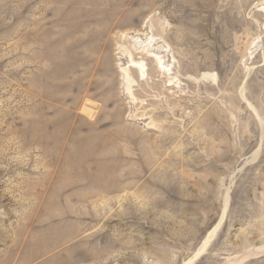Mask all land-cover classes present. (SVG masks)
Listing matches in <instances>:
<instances>
[{"label":"rangeland","instance_id":"1","mask_svg":"<svg viewBox=\"0 0 264 264\" xmlns=\"http://www.w3.org/2000/svg\"><path fill=\"white\" fill-rule=\"evenodd\" d=\"M262 5L0 0V264H264ZM142 26L182 85L129 97Z\"/></svg>","mask_w":264,"mask_h":264},{"label":"bare ground","instance_id":"2","mask_svg":"<svg viewBox=\"0 0 264 264\" xmlns=\"http://www.w3.org/2000/svg\"><path fill=\"white\" fill-rule=\"evenodd\" d=\"M91 9V8H90ZM92 10V9H91ZM260 10L262 11L263 15H264V5H262V7L260 8ZM96 13V12H95ZM90 24V23H89ZM88 24V25H89ZM87 25V23H86ZM93 25V24H92ZM91 26V24H90ZM87 27V26H86ZM88 28V27H87ZM147 28H145V26H142L140 29H137L136 31H124L120 33V40L118 41V43H116L117 48H116V59H117V67L118 70H122L123 73L125 74V81L127 84L126 89L124 90V93H127L129 95V97H133V92L131 90V82L133 83L134 78L133 75L135 73H137L136 75L139 77V79L141 81L144 82V80L146 79L147 81L149 80L150 76L153 74L161 77L160 82H162L165 79H167V83L166 85L170 86H179L182 85L180 76L182 74L177 73V71H175V67L173 68L171 66V59L169 60V62L166 61V56H170L173 57L174 60L176 58V54L175 52L171 49L170 52L173 54L171 56V54H166L165 48H163L162 45H158L157 46V42H153V40H151L150 42H146L144 40V42H139L140 36H144V35H148L147 33L149 31H146ZM148 30V29H147ZM94 31V30H93ZM90 32V31H89ZM131 33H134L133 35H131ZM150 33V32H149ZM91 34V33H90ZM145 36V37H146ZM147 38V37H146ZM149 39V37H148ZM122 41V42H121ZM142 41V40H140ZM95 43V42H94ZM141 43V44H140ZM161 43V41H160ZM162 44V43H161ZM166 47V46H165ZM96 49V48H95ZM105 49H108V51L111 52L110 55H112V49L110 45H107ZM169 49V48H168ZM173 51V52H172ZM83 52V51H82ZM96 52V51H95ZM83 54V53H82ZM85 55V52L84 54ZM92 55V54H91ZM90 56V55H89ZM86 57V56H85ZM93 57V56H91ZM90 57V58H91ZM113 57V55H112ZM88 58V59H90ZM111 58V57H110ZM92 59V58H91ZM103 61V60H102ZM106 61V59H105ZM83 62V61H82ZM174 63V61H173ZM176 60H175V64H176ZM173 65V64H172ZM104 66V65H103ZM174 66V65H173ZM175 69V70H174ZM121 74V72H120ZM135 77V76H134ZM137 77V79H138ZM179 77V78H178ZM185 79H187V81L189 82V77H184ZM123 79V78H122ZM154 79V78H153ZM160 79V78H159ZM145 80V81H146ZM158 80V79H157ZM155 81V80H154ZM159 81V80H158ZM180 81V82H178ZM140 82V81H139ZM170 82V83H169ZM125 83V82H124ZM141 83V82H140ZM148 83V82H147ZM156 83V82H155ZM163 83V82H162ZM161 83V84H162ZM134 84V83H133ZM137 84V83H136ZM152 84V83H151ZM160 84V85H161ZM165 84V83H164ZM126 86V85H125ZM157 86V85H156ZM162 86V85H161ZM82 88V86H81ZM168 88V87H167ZM172 89V88H171ZM128 97V96H127ZM132 99V98H131ZM250 103V102H249ZM251 104V103H250ZM251 107V106H250ZM254 109V107H253ZM176 111V110H175ZM165 112V111H164ZM162 111V113H164ZM84 124V123H83ZM83 127V126H82ZM251 156V155H250ZM249 158V157H248ZM248 162V160H247ZM245 167V166H244ZM230 188V187H229ZM231 191V190H230ZM228 192V191H227ZM227 194V193H226ZM230 194V193H229ZM228 196V195H227ZM225 195V197H227ZM228 198L227 197V201L225 199V201L228 203ZM230 199V198H229ZM224 210V209H223ZM226 212V211H225ZM221 215V214H220ZM225 216L223 215L221 217V219L216 223V225L209 230V232L206 234V236L204 237L203 241H201L202 243L200 244L196 254L194 255V257L198 258L197 256L201 253H203L209 246V244L211 243V241L214 239L217 230L220 228L223 218ZM264 247V246H263ZM262 248V247H261ZM195 250V251H196ZM256 250V249H255ZM258 250V249H257ZM260 250H258L259 252ZM263 251V250H262ZM261 251V252H262ZM257 252V253H258ZM260 253V252H259ZM263 253V252H262ZM251 254V253H250ZM202 255V254H201ZM193 257V258H194ZM193 258H191V260H193ZM235 258V257H234ZM22 259V258H21ZM235 260L236 259H231L228 260V262H225V264H235ZM23 261V260H22ZM35 261V259H34ZM33 261V262H34ZM19 262V261H18ZM38 263V262H37ZM186 263V262H185ZM24 264V263H22ZM184 264V263H183ZM190 264V263H189Z\"/></svg>","mask_w":264,"mask_h":264},{"label":"water","instance_id":"3","mask_svg":"<svg viewBox=\"0 0 264 264\" xmlns=\"http://www.w3.org/2000/svg\"><path fill=\"white\" fill-rule=\"evenodd\" d=\"M95 104V103H94Z\"/></svg>","mask_w":264,"mask_h":264}]
</instances>
